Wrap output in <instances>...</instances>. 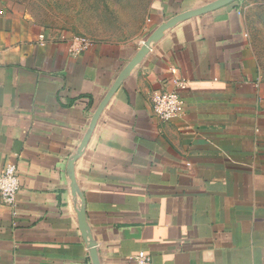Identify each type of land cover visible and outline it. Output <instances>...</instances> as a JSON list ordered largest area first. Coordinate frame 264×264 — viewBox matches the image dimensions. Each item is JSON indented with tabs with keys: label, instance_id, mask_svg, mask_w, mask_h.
Instances as JSON below:
<instances>
[{
	"label": "crops",
	"instance_id": "obj_1",
	"mask_svg": "<svg viewBox=\"0 0 264 264\" xmlns=\"http://www.w3.org/2000/svg\"><path fill=\"white\" fill-rule=\"evenodd\" d=\"M214 1L105 0L84 26L52 31L0 0V169L14 163L22 178L15 207L0 199V264H93L82 208L101 264H132L140 251L152 264H264V66L248 23L254 0L169 29L70 163L141 42ZM76 34L93 44L72 56ZM177 88L182 113L160 118L152 94Z\"/></svg>",
	"mask_w": 264,
	"mask_h": 264
},
{
	"label": "rangeland",
	"instance_id": "obj_2",
	"mask_svg": "<svg viewBox=\"0 0 264 264\" xmlns=\"http://www.w3.org/2000/svg\"><path fill=\"white\" fill-rule=\"evenodd\" d=\"M105 0H2L4 5L28 12L44 30H70L85 25L82 18L90 14L92 5ZM248 23L264 66V0H254L248 10ZM80 35V34H76Z\"/></svg>",
	"mask_w": 264,
	"mask_h": 264
},
{
	"label": "water",
	"instance_id": "obj_3",
	"mask_svg": "<svg viewBox=\"0 0 264 264\" xmlns=\"http://www.w3.org/2000/svg\"><path fill=\"white\" fill-rule=\"evenodd\" d=\"M234 1L235 0H216V1H214L210 4H207L205 6L180 13V14L168 19L164 23H162L156 30H154L152 32V34L148 37V39L144 40V42L141 45V47L139 48L137 54L130 61V63L124 68V70L122 71V73L118 77L115 84L112 86V88L109 90L107 95L104 97V99L99 104V106H98V108H97V110L93 116L90 128H89L86 136L84 137L80 148L78 149L77 153L70 160L71 165H73L75 163V161L82 155L85 147L87 146L88 140L91 137V134H92V132H93V130L97 124V121H98L100 115L102 114L104 108L106 107V105L108 104V102L110 101L111 97L114 95V93L116 92V90L118 89L120 84L140 64L142 59L151 50V48L158 42V40L169 29L173 28L174 26H176L180 22L185 21V20L190 19V18H193V17H197L200 15H204L206 13L212 12V11H214L218 8H221L223 6H226V5H228ZM71 188H72V191L75 195H77V193H79L77 179H76V175H75L74 171H72V173H71ZM82 201H83V203L85 202V200L83 198H82ZM78 218H79V224H80L81 231L84 235L85 240L88 242V250L90 253L92 263L93 264H101L100 256L98 253L97 243L94 240V238L92 237V235L90 234V232L88 231V227H87V223H86V213H85L84 208L79 210Z\"/></svg>",
	"mask_w": 264,
	"mask_h": 264
},
{
	"label": "built area",
	"instance_id": "obj_4",
	"mask_svg": "<svg viewBox=\"0 0 264 264\" xmlns=\"http://www.w3.org/2000/svg\"><path fill=\"white\" fill-rule=\"evenodd\" d=\"M40 38L44 40L45 36L41 35ZM68 41L70 43L69 52L72 56L79 55L93 44L92 39L85 35H73ZM151 102L154 113L163 119L180 116L184 108L181 88L171 91H156L151 96ZM21 186L22 178L16 164L7 163L0 169V199L4 204L10 207L16 206ZM131 261L132 264H152L151 256L144 251L134 254Z\"/></svg>",
	"mask_w": 264,
	"mask_h": 264
}]
</instances>
